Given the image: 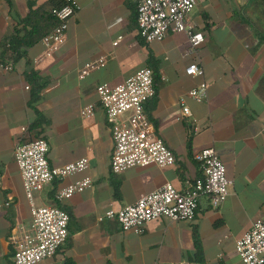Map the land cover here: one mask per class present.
I'll list each match as a JSON object with an SVG mask.
<instances>
[{"label": "crops", "instance_id": "0c3cea01", "mask_svg": "<svg viewBox=\"0 0 264 264\" xmlns=\"http://www.w3.org/2000/svg\"><path fill=\"white\" fill-rule=\"evenodd\" d=\"M74 1L79 11L58 52L47 54L39 40L19 49L23 55L11 62L12 70L4 72L0 60V264H13L12 239L31 226L14 155L19 145L37 139L48 145L51 168L88 161L85 172L55 181L33 196L34 206L56 207L69 216L65 244L40 264H241L236 242L255 220L264 219L263 1L195 0L188 23L204 38L195 54L189 53L184 34L143 41L136 26L138 0ZM48 3L55 8L63 0H0V44L41 26L38 14L31 24L25 21L30 9L36 12ZM100 59L106 60L105 67L81 79L79 71ZM192 64L202 69V78L186 75ZM144 68L152 71L155 89L145 113L175 164L114 175L112 124L96 88L117 86ZM29 73L45 85L33 105L25 78ZM201 83L205 95L196 101L189 93ZM87 106H94V114L85 119L80 112ZM39 117L43 123L33 128ZM204 149L214 150L230 183L220 207L213 209L203 197L193 221L161 218L146 224L141 235L122 232L115 221L104 218L109 210L133 205L165 184L187 190L202 176L195 156ZM85 178L92 181L88 189L57 199L61 189Z\"/></svg>", "mask_w": 264, "mask_h": 264}, {"label": "built area", "instance_id": "2783aa9c", "mask_svg": "<svg viewBox=\"0 0 264 264\" xmlns=\"http://www.w3.org/2000/svg\"><path fill=\"white\" fill-rule=\"evenodd\" d=\"M194 8L195 0H138V36L146 43H152L164 40L169 33L184 34L189 53L195 54L204 43V38L188 23V17ZM78 11L79 7L74 0H63L60 7L51 10L55 26L40 40L47 54L58 52L65 44L69 23ZM113 45L116 46L117 42ZM105 65V59L90 63L79 71V76L84 79L92 72L100 71ZM1 68L8 72L12 70V63L2 64ZM185 72L190 77H203L202 69L195 64L190 65ZM205 91L206 85L201 83L189 93V97L199 101L204 97ZM96 94L106 119L112 124V174L119 175L136 167L167 168L175 164L173 153L154 135L145 113L146 103L155 96L153 73L150 69L139 70L117 86L102 84L96 88ZM188 112L187 108H183L184 115ZM126 113H130V116L125 122H120V117ZM93 114L94 106H87L80 112V116L85 119L91 118ZM47 154L48 145L42 139L19 145L15 150V163L20 173L22 189L30 204L31 226L12 239L13 264H40L51 259L68 237L67 213L51 206L36 207L33 196L55 181L85 172L88 161L81 159L61 168H51ZM195 160L202 168V176L194 180L184 192H178L170 184H165L140 197L133 205L119 211L109 210L104 218L115 221L122 232L141 235L146 224L161 218L171 222L193 221L197 215L199 200L203 197L208 198L213 209H217L228 197L230 183L226 178L225 167L212 149H204L195 156ZM91 184L89 178L77 181L61 189L57 193V199L68 200L88 189ZM235 251L241 264H264V219L252 223L250 230L236 242Z\"/></svg>", "mask_w": 264, "mask_h": 264}, {"label": "trees", "instance_id": "16d2710c", "mask_svg": "<svg viewBox=\"0 0 264 264\" xmlns=\"http://www.w3.org/2000/svg\"><path fill=\"white\" fill-rule=\"evenodd\" d=\"M262 1L264 3V0ZM52 9H54V4L52 3L45 4L36 12L30 9L29 16L25 22L27 24H31L32 18L34 16L36 17L38 14L39 18H41V26L38 25V27H31V31L23 38L18 36H10L5 38L0 44V60L3 64L7 62H16L18 58L23 55V53H21L19 50L21 47L31 46L35 42L41 40L43 36L47 35L52 30V28L55 26V21L51 16ZM259 38L260 40L264 41V33H261ZM25 78L30 85V105H33L38 100L40 93L45 88V85L39 81L40 79L34 73H29ZM43 121L44 120L39 117V119L33 125V128L39 127ZM198 253V258H201V253L199 250Z\"/></svg>", "mask_w": 264, "mask_h": 264}]
</instances>
